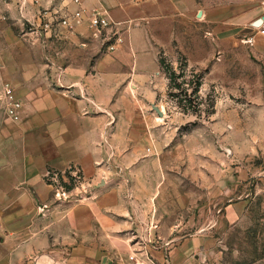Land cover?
Wrapping results in <instances>:
<instances>
[{
    "label": "rangeland",
    "instance_id": "rangeland-1",
    "mask_svg": "<svg viewBox=\"0 0 264 264\" xmlns=\"http://www.w3.org/2000/svg\"><path fill=\"white\" fill-rule=\"evenodd\" d=\"M108 1L119 7L105 5L124 28L148 27L156 62L150 52L146 64L157 68L151 87L158 93L142 103L133 145L115 148L109 179L137 199V225L117 232L108 247L103 242L100 262L264 264V25L252 24L264 0ZM16 2L0 0V91L10 83L20 98L28 76L47 79L50 59L83 57L73 35L86 28L47 32L39 15L53 8L38 4V18H19L16 9L28 6ZM188 4L196 6L187 15ZM48 178L54 196L58 184L73 195L86 192L74 173ZM8 182L0 172V184ZM10 198L0 194L2 210L9 211ZM5 238L0 227V264L15 249Z\"/></svg>",
    "mask_w": 264,
    "mask_h": 264
},
{
    "label": "crops",
    "instance_id": "crops-1",
    "mask_svg": "<svg viewBox=\"0 0 264 264\" xmlns=\"http://www.w3.org/2000/svg\"><path fill=\"white\" fill-rule=\"evenodd\" d=\"M19 1L28 6L16 9L19 18H38V4L42 9L64 5L61 0ZM50 1L54 5L48 6ZM82 1L86 7L119 8L108 0ZM195 6L188 4L186 14ZM79 33L73 38L82 58L50 59L42 83L28 76L19 120L7 116L0 100V172L10 180L0 184V194L12 196L9 211L0 208V227L5 241H15L4 264H25V259L28 264H106L100 262L106 259L101 244L108 247L112 236L138 222L137 199L120 194L109 179L115 173V148L133 145L135 119L141 109L145 114L142 103L158 93L157 68H150L145 57L151 52L156 62L154 46L143 24L125 28L113 51L101 48L86 29ZM16 146L23 148L21 155ZM67 172L82 179L86 192L78 200L52 194L54 184L47 177L54 181ZM156 175H163L158 167ZM99 181L103 186L95 188Z\"/></svg>",
    "mask_w": 264,
    "mask_h": 264
},
{
    "label": "built area",
    "instance_id": "built-area-1",
    "mask_svg": "<svg viewBox=\"0 0 264 264\" xmlns=\"http://www.w3.org/2000/svg\"><path fill=\"white\" fill-rule=\"evenodd\" d=\"M64 2L68 1L59 9L44 10L40 13V24L43 25V29L47 32L52 33L55 28H62L69 31H75L80 26H85V28L91 32V38L99 40L102 42V46L109 51H113L117 44L121 41V33L124 31V22H118L114 20L107 9L104 7H94L89 9L84 6L82 0H62ZM68 3H73L76 5L74 10L67 8ZM264 33V29L261 30ZM0 94V100L3 102L5 112L7 116L17 121L20 118V110L22 107L21 100L17 98L14 88L10 83H5ZM74 174L80 178L78 172ZM54 180L58 181L57 178ZM55 195L60 200H78L80 196L70 194L68 190L56 185Z\"/></svg>",
    "mask_w": 264,
    "mask_h": 264
},
{
    "label": "water",
    "instance_id": "water-1",
    "mask_svg": "<svg viewBox=\"0 0 264 264\" xmlns=\"http://www.w3.org/2000/svg\"><path fill=\"white\" fill-rule=\"evenodd\" d=\"M199 15H201V12H199ZM254 26H262L264 25V14L260 17H258L256 20L253 21L252 23ZM154 108L157 110V112L160 115H163V111L160 109V107H158L157 105H154Z\"/></svg>",
    "mask_w": 264,
    "mask_h": 264
}]
</instances>
